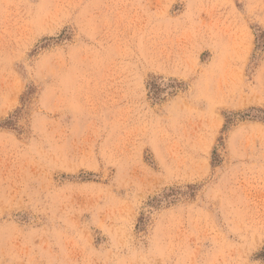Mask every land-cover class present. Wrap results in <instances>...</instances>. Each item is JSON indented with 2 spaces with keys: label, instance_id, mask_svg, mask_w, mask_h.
Masks as SVG:
<instances>
[{
  "label": "rangeland",
  "instance_id": "1",
  "mask_svg": "<svg viewBox=\"0 0 264 264\" xmlns=\"http://www.w3.org/2000/svg\"><path fill=\"white\" fill-rule=\"evenodd\" d=\"M0 264H264V0H0Z\"/></svg>",
  "mask_w": 264,
  "mask_h": 264
},
{
  "label": "bare ground",
  "instance_id": "2",
  "mask_svg": "<svg viewBox=\"0 0 264 264\" xmlns=\"http://www.w3.org/2000/svg\"><path fill=\"white\" fill-rule=\"evenodd\" d=\"M256 202V201H255Z\"/></svg>",
  "mask_w": 264,
  "mask_h": 264
}]
</instances>
